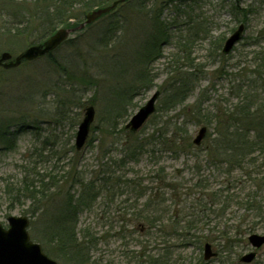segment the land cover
I'll return each mask as SVG.
<instances>
[{
    "label": "rangeland",
    "instance_id": "1",
    "mask_svg": "<svg viewBox=\"0 0 264 264\" xmlns=\"http://www.w3.org/2000/svg\"><path fill=\"white\" fill-rule=\"evenodd\" d=\"M102 1L111 0H71L58 17L45 21L38 0H0V55L7 51L16 58L60 23L84 20ZM244 18L241 40L223 54L225 40ZM263 27L264 0H128L110 17L72 33L74 40L51 57L25 59L13 68L0 65V223L7 227L10 215L28 216L31 238L59 264H264V246L252 262L241 261L255 250L250 233H264V218H256L241 199L231 202L224 219L210 215L207 221L255 229L228 249L214 244L218 254L209 260L203 256L206 241L182 237L167 217L201 210L199 193L207 189L196 183L202 179L210 193L264 198L259 167L239 168L228 177L205 161L216 129L195 116L199 104L206 112L228 103L223 98L237 102L232 83L243 81L240 71L253 69L255 56L264 52V42L252 37ZM182 88L183 99L172 103ZM157 90L156 112L130 133L126 123ZM88 105L94 106L95 119L86 145L77 150L76 132ZM203 126L207 134L196 145ZM126 148L135 150L126 157ZM73 162L74 175L98 180L91 205L77 209L79 237L92 240L80 262L72 261L75 247L66 250L45 233L46 215L69 210L65 195L73 192L68 176ZM36 172L55 184L49 194L55 193L42 203L47 214L32 217L29 210L36 205L15 194L26 174ZM106 172L115 174L108 183ZM166 182L172 185L165 187ZM155 193L163 198H153L157 216L164 210L166 217L151 226L140 214ZM208 230L204 222L197 224L196 231Z\"/></svg>",
    "mask_w": 264,
    "mask_h": 264
},
{
    "label": "trees",
    "instance_id": "2",
    "mask_svg": "<svg viewBox=\"0 0 264 264\" xmlns=\"http://www.w3.org/2000/svg\"><path fill=\"white\" fill-rule=\"evenodd\" d=\"M70 2L71 0H38L37 12L41 15L43 20H50L58 17L62 10L61 7L64 8V6ZM95 3L96 5L89 9L92 10L95 7H102L105 1ZM244 11H246V8H243V12ZM245 21L247 22L246 18L242 19V22ZM79 23L80 21L72 22L67 20L59 25L63 27H72ZM58 27L50 31L45 38L54 33ZM252 37L258 44L264 42V27L257 31V34H254ZM154 50H156V48H154ZM51 54L52 52H49L47 55L51 57ZM240 72L244 75L243 81L233 82L230 90V94L236 95L237 97V102L235 104L230 103L229 99L223 98L222 102L227 101L228 103L224 106L217 104L213 110H208L206 112L202 109V105L199 104L195 116L200 119L199 123L204 121L210 129H213V131L216 129V136L211 143L212 148L204 149L207 153L205 161L217 169L223 168L224 173H226V175L228 174V177L239 168H248V166L251 168L259 167L262 171L258 173L257 180L261 179V186L264 187V52L262 51L261 54L255 56L253 69L247 70L244 68ZM225 74L233 75L231 73ZM245 87L246 92L244 90ZM182 90L186 89L182 88L171 96L172 103H175V99L178 97L183 99V96L180 95V91ZM119 113H121V110ZM213 131L209 132L208 135L211 136ZM126 149L128 150L125 155L126 157L130 152L135 150V148ZM175 151H177V149ZM126 157L121 160L123 163ZM76 167L75 162H73L68 171V176L71 177L73 181V185L71 186L73 192L69 190L65 195V198L68 199L66 205L69 210L66 213L46 215L45 223L47 225V231H45V233L54 237L55 242L66 250L75 247L76 251H74L75 255L72 261L80 262L83 256H85V253H83L84 248L89 247L86 243H91L92 240H90L87 235L83 238L79 237L77 229L79 213L77 209H79L80 205H91L93 199L96 198V183L98 180H88L81 174L74 175L73 171ZM106 173L107 176L104 179L106 183H108V180L115 174ZM246 175L251 176L250 172ZM128 182L132 183L130 181ZM21 184L22 187H18L19 190L15 194V199L21 201L22 198L26 197L32 200L36 205L34 210L33 207L29 210L32 217L47 214V210L42 207V203L45 204L50 196L55 193L54 190L53 193L49 194L51 187H54L55 184H51V181L46 182L45 175L40 174V172H36V174L27 173ZM171 185L172 184L166 182L165 187ZM196 187L207 189V191L199 193L197 207L198 205L201 207V210H199L200 212L197 211V214L188 213L181 216V211L179 210L174 220L172 219L173 215L167 216L173 221L175 231L181 230L180 235L182 237H196L195 240L211 242L220 247V249H228V247H233L242 239L244 240V237L248 234L247 231L255 229V227H249L247 230H243L240 229L241 226L234 228L224 225L221 227L220 223L211 225L212 222L207 221L210 219V215L220 220L224 219L225 213L230 207L231 202L238 199L246 202L245 206L247 209L253 210L256 218H264V198L261 196L260 199L257 192V194L249 193L247 196L243 197L238 193H229V190L210 193L203 179L196 183ZM173 188L175 189L174 186ZM155 197L161 196L155 193L153 196L149 197L143 204V212L140 214L147 223L150 222L151 226H153L157 220H160L161 216L164 218L165 215L166 217L164 210L161 216L160 214L157 216L158 210L154 208L155 205L152 203ZM162 199L161 197V200ZM66 205H64V207ZM199 215H205V217L203 218ZM183 221L185 225L181 226ZM203 222L209 225V230L208 232L200 233L196 231L197 224ZM86 237L87 239H85ZM92 245L94 244L92 243Z\"/></svg>",
    "mask_w": 264,
    "mask_h": 264
},
{
    "label": "water",
    "instance_id": "3",
    "mask_svg": "<svg viewBox=\"0 0 264 264\" xmlns=\"http://www.w3.org/2000/svg\"><path fill=\"white\" fill-rule=\"evenodd\" d=\"M117 2H115L116 4ZM114 4V5H115ZM112 6L98 10L93 14L88 15L89 21L100 15L101 13L108 11ZM244 25L241 24L238 29L226 40L223 52L229 53L234 45L241 39ZM67 32L65 30H59L53 35L44 46L35 45L28 48L24 53L17 56L15 60H11V54L9 52H3L0 56V64L6 68L15 67L21 63L23 59L31 60L38 55H43L47 51L54 48L60 42L66 38ZM159 92H155L152 97L131 117L126 127L133 131L140 129L147 119L152 115L156 109L155 103L158 98ZM95 118V109L93 106H88L85 109V115L78 126L76 133L75 145L78 150L85 145L91 124ZM207 132L206 127H202L194 143L199 145ZM9 228H4L0 223V264H58L55 259L49 257L42 249L41 244L33 242L30 239L27 227L29 225V218L27 216L11 215L8 217ZM251 245L257 249L264 245V234L252 233L248 237ZM257 255L256 251H252L242 256L241 261L252 262ZM216 256V252L210 243H206L204 246V258L210 259Z\"/></svg>",
    "mask_w": 264,
    "mask_h": 264
},
{
    "label": "bare ground",
    "instance_id": "4",
    "mask_svg": "<svg viewBox=\"0 0 264 264\" xmlns=\"http://www.w3.org/2000/svg\"><path fill=\"white\" fill-rule=\"evenodd\" d=\"M84 35H85V34H84ZM84 35H82V36H84ZM82 36H81V37H82ZM63 44H64V43H63ZM63 44H61L57 49H59ZM57 49H56V50H57Z\"/></svg>",
    "mask_w": 264,
    "mask_h": 264
}]
</instances>
